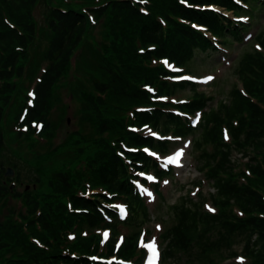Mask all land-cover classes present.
Returning <instances> with one entry per match:
<instances>
[{
    "label": "trees",
    "instance_id": "obj_1",
    "mask_svg": "<svg viewBox=\"0 0 264 264\" xmlns=\"http://www.w3.org/2000/svg\"><path fill=\"white\" fill-rule=\"evenodd\" d=\"M53 1L45 0L40 25L35 12L41 0H0V158L7 143L26 140L31 179L42 185L41 190H11L10 182L21 181L18 165L0 159V209L11 198L21 210L0 220V264H140L137 234L149 216L135 181L148 183L140 172L157 181L172 175L144 149L165 154L168 136L196 131L197 171L212 192L196 200L183 194L168 206L166 216L174 221L162 234L163 261L179 264L183 254L190 259L180 264H216L210 253L235 254L229 249L239 239L249 264H264V22L253 39L259 49L236 60L238 82L226 98L209 106L202 92L183 101L172 96L185 87L172 78L197 54L226 51L228 44L243 40L249 24L238 15L259 12L264 0H65L69 7ZM101 20L102 43L92 36ZM36 48L40 60L34 58ZM76 58L78 73L69 93L79 103L81 131L69 137L77 156L57 161L63 145L44 152L33 146L41 136H53L49 111L59 101L63 81H70ZM162 60L182 70H170ZM41 61L32 104L26 95L13 116L15 132L5 130L2 122L20 83L36 74ZM197 112L201 120L193 126ZM235 154L247 160L240 163ZM10 164L14 178L5 176ZM205 199L216 213L204 209ZM118 203L128 210L122 222L135 229L116 247ZM102 227L112 230L105 244L100 233L82 230Z\"/></svg>",
    "mask_w": 264,
    "mask_h": 264
},
{
    "label": "rangeland",
    "instance_id": "obj_2",
    "mask_svg": "<svg viewBox=\"0 0 264 264\" xmlns=\"http://www.w3.org/2000/svg\"><path fill=\"white\" fill-rule=\"evenodd\" d=\"M63 5L62 0H54V4L62 5L63 7H69L67 1H65ZM74 4V2H70ZM46 13V2L45 0H41L40 4L36 8V19L40 25H43L44 15ZM230 14V13H228ZM250 17H253L252 19ZM92 19V18H91ZM94 19V17H93ZM243 21L249 24V29L246 31V36L244 40L240 43L232 42L227 45L226 51L214 52L213 54L206 55L205 54H197L196 58L191 60L187 64V68H185V74L183 79L186 81L183 82L185 87L177 88L172 95L175 100H188L191 99L194 92H202L205 96L209 97L208 105H214L217 101L226 98L229 90L238 82L237 76L234 73V66L236 64L237 58L246 50L259 49L256 41H254V36L256 32L262 27L264 22V7L256 13L249 15V19L247 16H242ZM95 20V19H94ZM250 20V21H248ZM102 20L98 21L92 31L93 38L95 37L97 42H103L102 37ZM42 46V44L40 45ZM41 52L39 48H36L34 58L39 59L36 56V53ZM83 55V52L81 53ZM79 56H77L78 58ZM77 58L72 63L71 69L69 71L68 77L69 79H65L61 85V87L57 91V95L59 97V101L57 104H54L50 111L48 119L51 122L55 123V128L53 129V136L48 138L47 136H41V139H36L34 147V151L44 152L47 149L54 147L55 145H63L64 148L63 154H58L57 161L59 159H63L67 156L74 158L77 156V151L70 144L71 139L69 135L74 133L75 131L80 130V119L78 114V105L77 99L71 97L69 92H72V79L75 77L77 69ZM41 65L38 67L36 74L33 77L26 76L23 81L20 83L17 93L14 95V99L12 104L10 105L8 111L5 113L3 122L5 130H15L14 119L13 116L20 110L21 103L26 95L30 94L33 80L37 77L38 71L43 67V62L41 61ZM80 73V72H79ZM82 76V74H81ZM207 77H212L211 80H206ZM193 87V89H192ZM61 97V99H60ZM19 104V106H18ZM62 104L66 105V109L62 112ZM12 110V111H11ZM12 115V117H11ZM200 113L196 115L193 119L194 122L199 124ZM89 124H85L84 133H89L90 128ZM81 131V130H80ZM15 132V131H14ZM198 131H196L192 135H187L182 139H171L168 142V153L167 154H159L155 153L161 162L168 164L172 167V175L166 176L162 181L158 183L157 189L155 186L147 188L148 191L145 192V200L147 203V212L148 218L145 219V222L141 225L137 234V241L139 238V244H147L155 238L156 246L159 252L158 259L154 262V264H176L175 260H165L163 261L162 250L164 247V242L162 240V234L165 232L166 228L173 224L174 219L166 216L169 212L168 206L173 204L176 200H179L180 196L183 194H187L191 199L196 200L197 195L201 194L203 197H207L209 192H212L211 184L205 179L204 174L197 171V163L196 157L197 152L193 149L192 140L197 135ZM88 136V134H87ZM24 140V139H23ZM13 141L7 143V146L1 154V158L5 163L16 162L18 165V170L20 171V182L14 180V185L12 190L15 192H21L22 189L29 190L32 189H42V185H35L34 180L31 179L33 175V170L30 168L28 164L33 163V158L30 157V152H27V141ZM24 149V151H23ZM74 150L67 152L68 150ZM181 152L182 154L179 157H176V153ZM235 156L240 157V155L235 154ZM240 163L246 161V158H239ZM28 163V164H27ZM6 165L7 166H11ZM242 165V164H241ZM240 165V166H241ZM53 164L49 167L51 168ZM49 168V169H50ZM244 169L245 167L242 166ZM49 175V171H47L41 177V180L45 179ZM167 182V183H165ZM158 190V191H157ZM150 192L152 195L149 196L147 193ZM204 209L209 213H216L217 209L212 205L209 199H205L203 202ZM206 205L208 207H206ZM19 202L11 199L7 200L5 206L0 209V220L2 217L8 215L13 210L14 215L19 211L18 208ZM209 208L214 209V211H209ZM12 215V214H11ZM144 221V219L142 220ZM117 227L115 229L116 236L125 235L135 229L134 225L127 224L125 222L116 223ZM157 225H159V229H157ZM82 230H86V234L90 233H105L106 231L103 228H96L94 230H89L87 228H82ZM145 234V236H144ZM108 237V236H107ZM243 241L236 240L234 244L230 247V251L233 249L235 254H220V252H212L210 255L213 256L216 264H249L250 259L245 258L242 252ZM143 247V246H142ZM145 248V247H144ZM148 253L149 251L145 248ZM239 258H242L239 259ZM190 258L188 256L181 254L180 262L189 261ZM189 264H194V261L190 260Z\"/></svg>",
    "mask_w": 264,
    "mask_h": 264
},
{
    "label": "snow or ice",
    "instance_id": "obj_3",
    "mask_svg": "<svg viewBox=\"0 0 264 264\" xmlns=\"http://www.w3.org/2000/svg\"><path fill=\"white\" fill-rule=\"evenodd\" d=\"M141 2H144V0H141ZM182 78H184V77H182ZM211 79H213V78H212V77H207V78H206V80H211ZM30 95H31V94H30ZM37 127H39V125H37ZM227 138H228V136H227V132H225V139H227ZM181 154H182L181 152H177V153H176V157H179ZM165 183H167V182H165ZM145 191H146V190H145ZM147 194H148L149 196L152 195L150 192H148ZM206 207H208V206L206 205ZM209 211H214V209L209 208ZM121 212H122V213L124 212L123 208H121ZM159 227H160V226L157 225V229H159ZM103 235H104V237H105V239H106L107 236H108V233L105 232ZM142 246L148 249V251H149V260L152 261L153 264H154V262H155V261L158 259V257H159V252H158V249H157V246H156L155 238H153V240H152L151 242L147 243V244H142ZM239 259L242 260V258H239Z\"/></svg>",
    "mask_w": 264,
    "mask_h": 264
},
{
    "label": "water",
    "instance_id": "obj_4",
    "mask_svg": "<svg viewBox=\"0 0 264 264\" xmlns=\"http://www.w3.org/2000/svg\"><path fill=\"white\" fill-rule=\"evenodd\" d=\"M13 174V170L10 168H7L6 172H5V176H11Z\"/></svg>",
    "mask_w": 264,
    "mask_h": 264
}]
</instances>
